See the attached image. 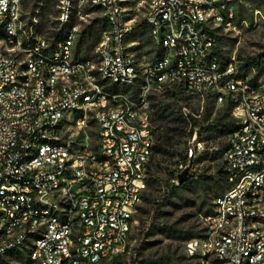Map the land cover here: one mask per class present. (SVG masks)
<instances>
[{
  "label": "built area",
  "instance_id": "1",
  "mask_svg": "<svg viewBox=\"0 0 264 264\" xmlns=\"http://www.w3.org/2000/svg\"><path fill=\"white\" fill-rule=\"evenodd\" d=\"M90 1L106 30L85 57L72 29L53 43L26 27L23 0H0V260L25 251L35 264H104L130 253L157 133L152 97L177 86L229 107L232 128L230 187L202 217L206 237L186 252L264 264V82L250 76L263 71L264 56L246 67L226 61L219 38L234 29L238 0H149L154 60L144 68L124 1ZM75 3L60 0L61 25ZM190 131L191 166L181 162L177 176L188 167L192 174L205 151L200 128Z\"/></svg>",
  "mask_w": 264,
  "mask_h": 264
},
{
  "label": "rangeland",
  "instance_id": "2",
  "mask_svg": "<svg viewBox=\"0 0 264 264\" xmlns=\"http://www.w3.org/2000/svg\"><path fill=\"white\" fill-rule=\"evenodd\" d=\"M51 0H23V20L27 28L33 25L36 36H43L53 42L54 35L60 30V26H48L42 20L48 2ZM57 16L59 14L60 0H53ZM124 10L128 19L133 21L136 31L131 39L133 51L139 61L141 68L152 64L154 60V48L149 37L148 27L145 22L149 9V0H123ZM78 35V52L80 56H90L99 47L104 31L102 13L95 8L90 0H76L72 21L67 25ZM220 44L223 58L226 61L237 60L243 63V67L251 61L264 56V2L262 0H238L237 20L234 29L227 32H220ZM254 80L264 82V69L258 74L250 72ZM176 97L158 98L154 103L157 107L151 113L154 127L159 133L162 128L172 127L169 125L168 117L172 114H183L184 108L191 114L201 116L196 125L200 128V140L205 143V151L192 164L193 173L213 177L225 166V153L228 147V131L215 130L212 133L206 131L209 123L215 118L221 108H216L212 101L201 102L187 95L182 89L176 91ZM211 115L209 120L207 116ZM185 117V115H184ZM160 121L159 119H162ZM227 124V123H226ZM88 135L94 141L95 131H88ZM187 136L175 140L172 148L165 149V156H155L148 166L147 179H151L152 187H146L149 191L148 205L143 201L142 209L149 211L150 207L156 204L165 193L167 183L171 180L169 170H175L176 163L185 156L187 148ZM157 141L155 139V145ZM149 175H152L149 176ZM190 180V179H189ZM230 185L226 180L220 183H203L196 178L187 190L175 196L167 202L165 219L171 232L179 235L178 239L169 236L168 230L156 232L148 238L147 243L139 248V231L149 221V214L139 211L136 216V224L131 235L130 253L124 257L113 258L104 264H218L213 256L190 257L186 252V245L194 239H202L207 235V228L202 217L212 212L216 198L228 190ZM174 235V234H171ZM155 257L165 262L155 260ZM169 260V261H167ZM0 264H35L25 251H18L11 254Z\"/></svg>",
  "mask_w": 264,
  "mask_h": 264
},
{
  "label": "trees",
  "instance_id": "3",
  "mask_svg": "<svg viewBox=\"0 0 264 264\" xmlns=\"http://www.w3.org/2000/svg\"><path fill=\"white\" fill-rule=\"evenodd\" d=\"M55 3L53 0H51L50 2H48L47 6H46V10L42 16V20L45 24H47L48 26H51L52 28H54L53 26H60V30L58 32L55 33L54 35V39H53V43H56L58 41H64L66 39V32L68 31V28L66 25H61L59 20H58V16H57V12L55 9ZM53 25V26H52ZM257 60H254V63H256ZM177 86L174 87V89H167L165 91H161V92H156L153 97H152V106H151V111L154 109H156L157 107L154 106V103H156L158 101V96L159 98L162 97H168V98H174L176 96V91H178ZM152 114V113H151ZM153 116V114H152ZM211 117V115L207 116V120H209V118ZM153 119V118H152ZM168 119L170 120L169 125H171L172 127H166V128H160L159 133H156V145H154L153 147V156L151 159H154L155 156H165L167 153L165 151V149H169L172 148L175 144V140L179 137H183L186 136L187 131H188V136H187V141L188 138L191 136L192 131H190V126L192 124L193 127H197L196 123L197 121L195 119L187 118L184 117L183 114H172L170 115V117H168ZM160 121H163L162 119H159ZM227 123V124H226ZM228 127H231L230 124V114H229V107H222L220 109V111L218 113H216L215 118L211 121V123H209L206 131L209 133H212L215 130H227ZM157 130V129H156ZM228 134H231V131H228ZM200 136V134H199ZM200 139V138H199ZM201 141V140H200ZM151 161V160H150ZM184 163L185 166H191V164L188 162V160L186 159V157L184 156V158L182 160H179L176 163V167L180 164V163ZM150 164V163H149ZM169 175H170V181L167 183L166 185V190H164L163 192H165L160 200L154 204L153 206L150 207L149 211H146L144 209H142L141 207L139 208L138 212H145L146 214H149L150 218L149 221L147 223H145L144 227L142 229H140L139 231V248L141 246H143L144 244L147 243V240L149 237H151L153 234H155L156 232H166L168 230V232H171L172 230L169 229V227L167 226V221L165 219V206L167 204V202L171 201L175 196H177L178 194L184 192L187 190L188 185H190V183L195 180L196 178H198V180H201V182L203 183H220L224 180H226L228 182V174L224 171V169L222 171H219L215 176L213 177H204V176H199L195 173L191 174L190 180L181 186H177L174 181L177 179V175H176V170H169ZM147 172V176H148ZM152 177V175H149ZM145 186L148 188L152 187V183H151V179L150 178H146L145 181ZM149 191L148 190H144L143 191V201H145L148 205V198H149ZM143 205V204H142ZM174 234V235H171ZM170 237H173L174 239H178L181 238L179 237V235H176V233L171 232L169 233ZM155 260H159L162 262H165V260H162L161 258L155 257ZM2 261V260H0ZM169 261V260H167Z\"/></svg>",
  "mask_w": 264,
  "mask_h": 264
},
{
  "label": "water",
  "instance_id": "4",
  "mask_svg": "<svg viewBox=\"0 0 264 264\" xmlns=\"http://www.w3.org/2000/svg\"><path fill=\"white\" fill-rule=\"evenodd\" d=\"M190 177H191V170L188 167L182 173L178 175L177 177L178 185L181 186V185L186 184L189 181Z\"/></svg>",
  "mask_w": 264,
  "mask_h": 264
}]
</instances>
